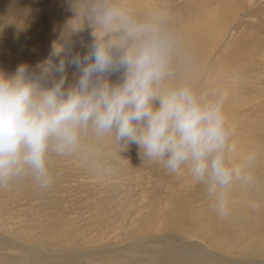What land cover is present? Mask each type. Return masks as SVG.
<instances>
[{"label":"rangeland","instance_id":"obj_1","mask_svg":"<svg viewBox=\"0 0 264 264\" xmlns=\"http://www.w3.org/2000/svg\"><path fill=\"white\" fill-rule=\"evenodd\" d=\"M115 3L171 35L170 84L187 82L210 97H224L223 111L236 144L229 159L253 177L249 185L234 182L229 205L264 203V0ZM74 16L71 0H0V73L12 75L22 64L38 73L53 42H76L75 50L87 54L95 39L92 28L80 18L72 20ZM69 24L82 29L69 34ZM187 55L197 57L196 62L182 64L181 57ZM66 71L67 86L75 82L77 70L70 65ZM85 143L94 150L91 163L75 155L51 157L55 179L48 190H39L28 177L0 189V221L7 222L3 239L11 242L8 248L0 245V258L25 254L26 242H12L9 230L10 222L23 219L62 234L67 247L77 246L75 264H104L114 258L117 263L118 257L112 256L120 254L125 260L130 242L141 239L156 247L157 236L181 237L165 220L175 204L189 203L195 210L213 205L186 171L169 175L158 164L143 163L135 144L120 151L111 136ZM249 153H255L254 160L246 159ZM43 251L47 264H69L58 248Z\"/></svg>","mask_w":264,"mask_h":264},{"label":"clouds","instance_id":"obj_2","mask_svg":"<svg viewBox=\"0 0 264 264\" xmlns=\"http://www.w3.org/2000/svg\"><path fill=\"white\" fill-rule=\"evenodd\" d=\"M71 3L72 20L92 28L87 54L69 58L65 44L53 42L38 73L26 64L12 75L0 73V189L28 177L48 190L55 179L53 155L91 163L94 150L86 139L111 136L120 151L137 145L143 163L158 164L166 174L186 171L218 215L229 216V189L236 181L249 185L253 177L229 159L236 144L224 97L187 82L169 83L173 41L158 24L136 18L115 0ZM81 29L69 24L68 33ZM70 65L77 78L66 86ZM117 72L120 79L113 82Z\"/></svg>","mask_w":264,"mask_h":264},{"label":"bare ground","instance_id":"obj_3","mask_svg":"<svg viewBox=\"0 0 264 264\" xmlns=\"http://www.w3.org/2000/svg\"><path fill=\"white\" fill-rule=\"evenodd\" d=\"M65 46L69 58L76 53L81 54L75 50L76 42L66 41ZM181 60L182 64H187L196 62L197 57L187 55L182 56ZM113 75L116 81L120 79V73ZM229 208L230 215L221 218L213 205H204L195 210L189 203L175 204L165 220L167 227L181 237L175 234L157 236L156 247L141 239L135 240L127 246L126 251L130 254L125 260H121L122 255L115 254L112 257H118L117 263L114 258L112 262L107 259L104 264H264V203H231ZM5 223L0 221L3 231L0 245L8 248L11 242L3 239ZM38 224L23 219L9 223L12 242H26L25 254L4 255L0 258V264H47L43 251L47 248L61 250L69 264L79 262L80 249L77 246L67 247L62 234Z\"/></svg>","mask_w":264,"mask_h":264}]
</instances>
